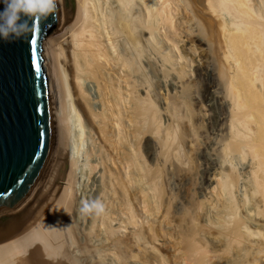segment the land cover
<instances>
[{
  "label": "bare ground",
  "instance_id": "1",
  "mask_svg": "<svg viewBox=\"0 0 264 264\" xmlns=\"http://www.w3.org/2000/svg\"><path fill=\"white\" fill-rule=\"evenodd\" d=\"M58 13L43 44L50 161L30 196L0 214V264H164L140 212L149 218V194L163 196L165 171L182 189L193 172L200 179L203 200L179 232L182 264H264V0H60ZM73 131L91 143L81 201L106 205L83 240ZM145 135L155 166L136 147Z\"/></svg>",
  "mask_w": 264,
  "mask_h": 264
},
{
  "label": "water",
  "instance_id": "2",
  "mask_svg": "<svg viewBox=\"0 0 264 264\" xmlns=\"http://www.w3.org/2000/svg\"><path fill=\"white\" fill-rule=\"evenodd\" d=\"M58 16L57 9L24 39L0 40V214L30 196L50 161L53 115L43 44Z\"/></svg>",
  "mask_w": 264,
  "mask_h": 264
},
{
  "label": "rangeland",
  "instance_id": "3",
  "mask_svg": "<svg viewBox=\"0 0 264 264\" xmlns=\"http://www.w3.org/2000/svg\"><path fill=\"white\" fill-rule=\"evenodd\" d=\"M53 32H54V30L50 34H52ZM148 75L150 78H152L151 72H149ZM191 87H192V89L195 90L196 93L198 92L197 91L198 90L197 84L196 85L191 84L190 88ZM162 96H164V97L166 96L165 91H164V93H162ZM192 108H193V110L196 109L195 107H193V105H191V109ZM198 109L200 110L201 106H199ZM203 120H204L203 117H201V123L203 122ZM76 130H78V129H76ZM84 139H85L84 141H81L78 131H76V132L73 131L72 137H69L68 142H67L68 157L69 158L70 157L78 158V160H80L78 162V166L76 168L78 171V176L80 177V179L79 180L77 179V181H76V188L78 189L76 202L78 201V203L81 202V196H82L81 192H83V190H82L83 186H81V185L83 184L84 179H86L88 177L87 171L89 170V168H88L89 165H87V163H85L87 161L86 157L88 155H90V153H91V143L86 138H84ZM155 145H156L155 140L149 136H146V135L144 137L140 138L136 143V147L139 149L142 158L148 164L153 165V166H155L157 164V161L154 160V155H153L155 153V148H157V147H155ZM187 156H188L187 160L189 161V163L192 167L193 166V157L195 156L194 151L191 150L190 152H188ZM92 158H93L92 155H91V157L89 156L90 161H92L91 160ZM160 168L162 169L163 167H160ZM162 171H164V169H162ZM195 173L196 172H193V174H191L189 176L188 185L186 186V188L182 189V187L180 186L179 180H178V176H176V175L174 176L173 174H170V173L167 174L166 171L163 172V175H162V177H163L162 178V184L164 187L163 196L157 197V196H153V194H151V193L149 194L151 196L148 197V199H150L148 201H149L150 209L152 212L149 218H145V216H143V214L140 212L141 220L143 221L145 228H148L150 225L151 226L153 225L155 231L157 230L156 232L159 234L157 238L160 239L159 241H156V239H155V241L161 242L162 245L164 244L163 247L159 246L160 252L165 257V263L164 264H182L183 263L182 262L183 259H181L182 258L181 250L182 249L180 246V239L181 238L179 237L180 236L179 232H181V227L183 228V231L188 229V225L186 224L185 221H187L189 216H193L194 210L197 211V207L199 205L198 201L203 200L201 194L197 193V189H198V186L200 183V179H199L198 174H195ZM134 174L135 175H133V176L136 178L137 181L134 184L135 186H133L134 187L133 190L138 192L140 190V188H142V183L138 180L140 178V175L138 173H134ZM182 200L184 201V205H183L184 207H182V209H180V210H177V206H178V208L179 207L181 208L180 204H181ZM190 201H191V203H189ZM108 211H109V209H108ZM74 212L75 213L73 214L74 215L73 216V225L75 227V230L77 232L79 239L83 240L85 237L87 239L90 238L89 234L91 233L90 232L91 231L90 230L91 223H90L89 219L92 216L82 215L79 212V208L77 205L75 206ZM165 215L168 216V219L163 218ZM195 217L197 218L198 221H201V219H202V217H200L197 214ZM141 220H140V222H141ZM116 223H118V222L115 221L114 224H116ZM173 223H178L177 225L180 226V227H178L179 229L176 227L174 229L175 230L174 231L171 228ZM120 230H119L120 233L118 232V235H119L118 237H121L122 235L124 236L128 233V231L125 232L124 229H120ZM168 232H172V235L168 234ZM122 238H125V237H122ZM127 238H125V239H127ZM99 247H101V245L97 246L96 248H99ZM219 249H222V248L219 247ZM219 252H221V251H219ZM221 253H222V257H224L221 259L229 260L232 258L229 255H224L223 252H221ZM89 260H88L87 264H92V262ZM133 261L134 262H131V260H130V262H128L127 264H157L154 261V259H150V262H144V261L142 262L140 260H137V261L133 260ZM111 263L112 264H119V263H116L115 260H113V259L111 260L108 258L104 259L100 264H111ZM233 264H238V263L235 262Z\"/></svg>",
  "mask_w": 264,
  "mask_h": 264
},
{
  "label": "clouds",
  "instance_id": "4",
  "mask_svg": "<svg viewBox=\"0 0 264 264\" xmlns=\"http://www.w3.org/2000/svg\"><path fill=\"white\" fill-rule=\"evenodd\" d=\"M60 0H0V40L14 42L26 38L40 20L54 17ZM106 205L100 198L82 200L79 212L100 217Z\"/></svg>",
  "mask_w": 264,
  "mask_h": 264
},
{
  "label": "snow or ice",
  "instance_id": "5",
  "mask_svg": "<svg viewBox=\"0 0 264 264\" xmlns=\"http://www.w3.org/2000/svg\"><path fill=\"white\" fill-rule=\"evenodd\" d=\"M35 41H33V43H34Z\"/></svg>",
  "mask_w": 264,
  "mask_h": 264
}]
</instances>
